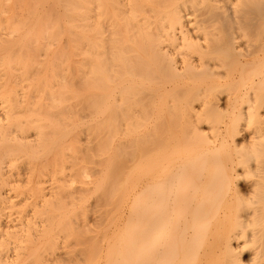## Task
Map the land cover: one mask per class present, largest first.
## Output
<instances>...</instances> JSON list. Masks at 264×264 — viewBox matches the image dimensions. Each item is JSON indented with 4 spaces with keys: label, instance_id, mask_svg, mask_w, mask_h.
<instances>
[{
    "label": "bare ground",
    "instance_id": "bare-ground-1",
    "mask_svg": "<svg viewBox=\"0 0 264 264\" xmlns=\"http://www.w3.org/2000/svg\"><path fill=\"white\" fill-rule=\"evenodd\" d=\"M0 264H264V0H0Z\"/></svg>",
    "mask_w": 264,
    "mask_h": 264
}]
</instances>
